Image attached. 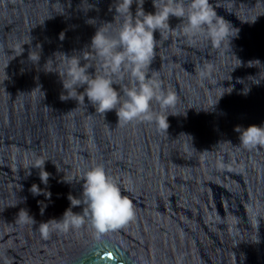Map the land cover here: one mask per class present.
<instances>
[{
  "label": "water",
  "instance_id": "95a60500",
  "mask_svg": "<svg viewBox=\"0 0 264 264\" xmlns=\"http://www.w3.org/2000/svg\"><path fill=\"white\" fill-rule=\"evenodd\" d=\"M114 2L0 0V264H264V146L243 147L235 131L264 126V0H210L238 32L219 49L154 34L149 72L177 96L167 132L155 122L118 125L115 110L95 112L87 98L62 101L59 76L45 72L62 62L57 52L80 55L113 22ZM143 7L155 11L152 0ZM179 23L170 17V27ZM83 56L90 73L102 71L94 53ZM37 158L47 186L30 167ZM96 165L132 200L134 218L99 238L86 221L43 239L35 228L62 217ZM33 184L50 199L33 196ZM21 209L34 226L17 222Z\"/></svg>",
  "mask_w": 264,
  "mask_h": 264
},
{
  "label": "clouds",
  "instance_id": "9594fccd",
  "mask_svg": "<svg viewBox=\"0 0 264 264\" xmlns=\"http://www.w3.org/2000/svg\"><path fill=\"white\" fill-rule=\"evenodd\" d=\"M134 3L136 10L133 14L131 9ZM152 4L154 13L145 12L144 0H115L109 9H114L115 12L113 22L101 24L92 36L90 45L80 55L69 56L57 52L63 56L62 62L58 66L54 65L56 71L45 72L59 76L63 87L60 96L62 101L72 99L79 103L85 102L87 98L95 112L105 114L115 110L118 125L138 121L155 122L160 130L167 132L168 116L175 115L164 113L175 107L177 96L172 90L165 89L158 73L149 72L157 47L154 34H175L189 42L204 38L213 48L219 49L225 41L230 45V40L237 37L238 32L232 34L233 26L217 14L216 7L210 0H152ZM170 17L180 20L175 28L170 27ZM87 23L95 24L96 21L89 19ZM63 38L60 34V39ZM86 49L94 53L102 71L89 72L92 67L85 60L91 57L83 56ZM31 59L38 62L40 55ZM253 62L259 61H249L248 66L252 67L250 65ZM210 72L211 66H208L201 68L198 75L203 79ZM81 88L83 91H78ZM248 91L243 94L246 95ZM153 102L159 106V112L153 110ZM235 131L239 133V141L243 147L254 149L264 146V126H237ZM44 165L45 160L37 158L30 167L40 170L39 179L47 186L50 173L44 170ZM81 178V195L79 198L68 195L70 207L62 217L41 222L35 228L43 239H48L52 233L66 234L79 230L86 221L99 238L109 231L123 227L134 218L132 200L122 195L121 187L106 173L102 165L84 171ZM29 191L33 196L43 194L46 198L51 197L50 192L36 184ZM78 206L82 211L74 212L72 209ZM16 219L21 225L34 226L37 223L25 209L19 211Z\"/></svg>",
  "mask_w": 264,
  "mask_h": 264
}]
</instances>
